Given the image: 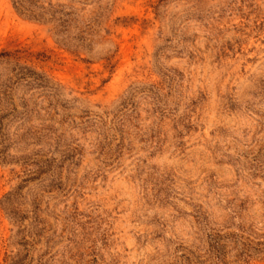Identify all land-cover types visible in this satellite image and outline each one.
<instances>
[{
	"label": "rangeland",
	"instance_id": "rangeland-1",
	"mask_svg": "<svg viewBox=\"0 0 264 264\" xmlns=\"http://www.w3.org/2000/svg\"><path fill=\"white\" fill-rule=\"evenodd\" d=\"M0 264H264V0H0Z\"/></svg>",
	"mask_w": 264,
	"mask_h": 264
}]
</instances>
